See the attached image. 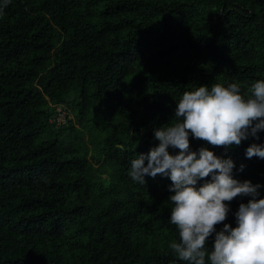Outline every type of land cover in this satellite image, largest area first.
Wrapping results in <instances>:
<instances>
[{"label":"trees","instance_id":"1","mask_svg":"<svg viewBox=\"0 0 264 264\" xmlns=\"http://www.w3.org/2000/svg\"><path fill=\"white\" fill-rule=\"evenodd\" d=\"M4 3L0 264H185L168 247L170 178L134 182L131 161L159 144L184 92L264 79V0ZM258 136L227 150L190 136V147L231 158L264 199V160L246 157ZM249 199L224 223L236 227Z\"/></svg>","mask_w":264,"mask_h":264},{"label":"clouds","instance_id":"2","mask_svg":"<svg viewBox=\"0 0 264 264\" xmlns=\"http://www.w3.org/2000/svg\"><path fill=\"white\" fill-rule=\"evenodd\" d=\"M176 102L174 118L155 130L159 144L138 154L128 175L141 185L147 184L145 177L170 178L169 192L174 193L167 200L173 205L170 223L176 226L179 239L170 241L168 247L179 261L264 264V199H257L262 186L234 178L231 158L218 157L208 147L198 151L190 147V136L226 150L249 136L259 139L258 133L264 131V79L246 88L239 83L199 86ZM170 148L178 149V154H171ZM246 157L264 160V144H251ZM238 197L251 199L239 205L233 227L224 222ZM220 224L223 228L217 231Z\"/></svg>","mask_w":264,"mask_h":264},{"label":"built area","instance_id":"3","mask_svg":"<svg viewBox=\"0 0 264 264\" xmlns=\"http://www.w3.org/2000/svg\"><path fill=\"white\" fill-rule=\"evenodd\" d=\"M58 122L60 123H66L67 122V112L66 109H63L61 114L58 117Z\"/></svg>","mask_w":264,"mask_h":264},{"label":"rangeland","instance_id":"4","mask_svg":"<svg viewBox=\"0 0 264 264\" xmlns=\"http://www.w3.org/2000/svg\"><path fill=\"white\" fill-rule=\"evenodd\" d=\"M69 113H71V114H68L69 115L68 121L75 120L76 119V115L71 111V109H69Z\"/></svg>","mask_w":264,"mask_h":264}]
</instances>
